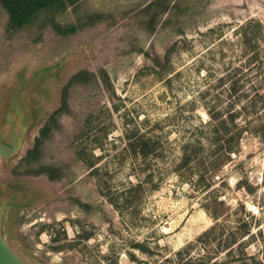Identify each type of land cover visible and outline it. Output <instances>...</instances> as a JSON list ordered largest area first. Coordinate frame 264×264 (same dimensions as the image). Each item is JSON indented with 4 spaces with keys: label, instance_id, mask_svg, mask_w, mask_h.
I'll list each match as a JSON object with an SVG mask.
<instances>
[{
    "label": "rangeland",
    "instance_id": "rangeland-1",
    "mask_svg": "<svg viewBox=\"0 0 264 264\" xmlns=\"http://www.w3.org/2000/svg\"><path fill=\"white\" fill-rule=\"evenodd\" d=\"M17 117L0 194L31 264H264V0H64L22 25L0 3Z\"/></svg>",
    "mask_w": 264,
    "mask_h": 264
},
{
    "label": "water",
    "instance_id": "water-1",
    "mask_svg": "<svg viewBox=\"0 0 264 264\" xmlns=\"http://www.w3.org/2000/svg\"><path fill=\"white\" fill-rule=\"evenodd\" d=\"M18 118L19 117L15 118L14 121ZM11 121L13 120L8 118L5 122L3 120L4 123L0 125V158H9L16 154L20 149L25 121L24 118L19 124H17V121ZM10 122L11 125L4 127ZM15 124H17V128L15 127ZM2 196L3 195L0 194V264H31L25 257L20 255L11 244L7 232V214L9 207L2 199Z\"/></svg>",
    "mask_w": 264,
    "mask_h": 264
},
{
    "label": "trees",
    "instance_id": "trees-1",
    "mask_svg": "<svg viewBox=\"0 0 264 264\" xmlns=\"http://www.w3.org/2000/svg\"><path fill=\"white\" fill-rule=\"evenodd\" d=\"M64 0H39L36 7L33 8L30 12H23V8L25 6V0H0V3L3 5V7L8 11V13L14 18L20 25L27 23V21L31 18L33 14L36 12L53 7L56 5H59ZM220 225L214 226L212 229L207 231L205 233V236H209L210 234H213L216 232L217 228H219ZM244 229V230H243ZM243 233L249 234L250 231L247 228V223L244 222L243 225H240L238 228V231L236 233H231L229 236L232 238H235V236H241ZM212 242V240H211Z\"/></svg>",
    "mask_w": 264,
    "mask_h": 264
}]
</instances>
